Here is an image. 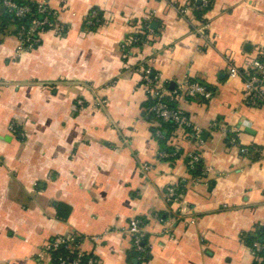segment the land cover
<instances>
[{
  "label": "crops",
  "instance_id": "obj_1",
  "mask_svg": "<svg viewBox=\"0 0 264 264\" xmlns=\"http://www.w3.org/2000/svg\"><path fill=\"white\" fill-rule=\"evenodd\" d=\"M48 1L64 33L19 50L16 27H0V264H50L67 235L93 264H259L264 103L230 76L228 56L243 71L264 48V0H210L202 19L194 0ZM144 67L192 132L148 116ZM186 80L211 97L186 94ZM165 146L179 155L158 159ZM191 152L207 174L190 170ZM169 185H185L173 203ZM133 218L145 221L144 261L125 231Z\"/></svg>",
  "mask_w": 264,
  "mask_h": 264
},
{
  "label": "built area",
  "instance_id": "obj_2",
  "mask_svg": "<svg viewBox=\"0 0 264 264\" xmlns=\"http://www.w3.org/2000/svg\"><path fill=\"white\" fill-rule=\"evenodd\" d=\"M34 1V3L38 6V13L42 16L40 19L34 18L31 26L26 29L24 26H21L20 30L17 33L19 38V50L23 49H33L35 45L40 42V35L43 31H46L43 26L49 25L50 29L56 30L62 33L65 29L64 25L59 23L58 20L51 22L50 16L58 19V10L51 7L48 0L42 1ZM197 4L193 5L196 9H203L210 5V0H194ZM4 4L9 7L10 11H13L16 17L22 18L24 17L30 10L31 7L27 4L18 5L14 0H4ZM177 11L180 15H188L189 7H177ZM97 17V12L93 11L89 14L87 19V23L94 24L95 21H99ZM39 27H42L39 29ZM49 30V29H48ZM194 32L199 35L202 39L203 46H206L211 43L212 35L209 32V24L201 23L200 25L194 28ZM37 33L38 37H34V34ZM26 43H29L27 47H25ZM229 59V68H230V76L231 77H241L244 81V89L247 95L251 96L255 100L264 103V48L261 49L257 55L251 60V63L245 70H240L235 61L228 56ZM250 68V69H249ZM143 79L145 84L148 87L149 92H152L154 96L157 97V102L151 107V111L154 114L164 120V121H172L177 127H185L184 125L190 124V119L188 115L177 108H171L163 98L172 95V92L165 85H158L155 82V79L151 78V69L144 67L142 69ZM180 88L188 95L200 96L203 98H210L212 95V91L206 85L196 82L194 80H186L181 83ZM79 104L83 103L82 99L77 101ZM217 124L214 123V126ZM13 131H15L14 125L11 127ZM223 132L230 136L231 142H236L237 137L232 131L228 128H223ZM158 134L161 133L158 131ZM243 150H247V148H243ZM179 152L177 150L166 151L159 150L157 153L158 159H171L177 157ZM188 163L191 171L199 170L196 176L199 177L207 174L209 168L203 166L201 162V158L199 154L195 152L188 153ZM202 166L199 167V164ZM145 170L149 168V165L145 164L143 166ZM185 189V185H180V187L175 185H169L166 187V195L165 199L168 202H176L180 199L181 192ZM156 216H159L156 214ZM145 221L142 218H133L129 221L127 228L125 231L131 235L133 249L136 253V257L139 260H146L148 256V246L145 242V230H144ZM64 245V247L68 250L66 255H60L55 259L58 261V264H83L85 260V264H93V257L89 255L85 256L82 250L79 248V243L77 239L73 235H67L63 237H59L51 246L50 251L57 249L59 246ZM252 252L257 255L259 259V264H264V235L260 240H256L252 243L251 246ZM73 255V256H72ZM53 260V257L52 259Z\"/></svg>",
  "mask_w": 264,
  "mask_h": 264
},
{
  "label": "trees",
  "instance_id": "obj_3",
  "mask_svg": "<svg viewBox=\"0 0 264 264\" xmlns=\"http://www.w3.org/2000/svg\"><path fill=\"white\" fill-rule=\"evenodd\" d=\"M18 5H24L27 4L31 7V10L22 18L16 17L13 11L9 10V7H7V5L4 4V0H0V27H4L7 25H13L16 27V29L14 30L15 34L17 35L18 31L20 30L21 26H24L26 29H28L31 24L32 21L34 20V18H38L40 19L42 16L37 12L38 11V6L36 3H34V1L32 0H14ZM195 5L197 4L196 1L193 2ZM210 8V6L203 8V9H195L196 10V15L198 18L202 19V15L205 13L206 10H208ZM94 11H98L96 9H94ZM99 21H95L93 25H98L101 21H102V16L99 13ZM51 22H54L58 19L52 17V15L50 16ZM59 22V21H58ZM149 23V22H148ZM147 23V24H148ZM91 25V26H93ZM150 25V23H149ZM42 27H39V29ZM43 28L45 30L50 29L49 25H45L43 26ZM66 30V28L64 29V31ZM145 30H148V28L145 27ZM64 31L62 33H64ZM34 37H38V34L35 33ZM143 38V36H142ZM142 38L140 39V43H142ZM40 42H41V38H40ZM40 42L35 45L34 48H36ZM29 45V43H26L25 47H27ZM153 74V72L151 73ZM151 78L155 79V76L153 77V75L150 76ZM170 88V87H169ZM173 89V88H171ZM157 97L156 96H150V100L148 102V106L146 108L148 116H152L155 117L156 119H159L162 123L163 126H165V130H170L171 128H175L177 125L174 124L172 121H164L160 118H158L153 111H151V107L157 102ZM163 101H165L171 108H175L172 104V102L169 100V98L166 96L163 98ZM185 127H187V130H189L190 133V127L188 125H184ZM192 132V131H191ZM163 134V135H162ZM161 136L163 138L164 133L161 131ZM165 137V136H164ZM161 150H166V151H173V149L165 146L163 148H161ZM202 162V160H201ZM202 166V164H199V167ZM199 170L194 171V174H198ZM60 214H62V212H59ZM64 216V215H63ZM67 216V215H65ZM64 216V217H65ZM264 235V228L261 229V237L260 239L263 237ZM255 241V240H254ZM68 253V250L64 247V245L59 246L57 249L55 250H51V254L53 257V260L51 261L50 264H58V261L55 259L56 257L60 256V255H66ZM73 256V255H72ZM86 261H83V264H85Z\"/></svg>",
  "mask_w": 264,
  "mask_h": 264
},
{
  "label": "water",
  "instance_id": "obj_4",
  "mask_svg": "<svg viewBox=\"0 0 264 264\" xmlns=\"http://www.w3.org/2000/svg\"><path fill=\"white\" fill-rule=\"evenodd\" d=\"M251 49V44L250 43H246L245 45V50L249 51ZM247 131H250L249 129H247ZM251 132V131H250Z\"/></svg>",
  "mask_w": 264,
  "mask_h": 264
}]
</instances>
